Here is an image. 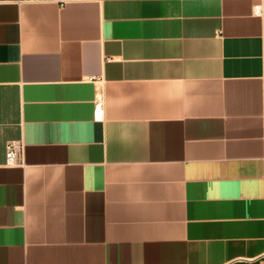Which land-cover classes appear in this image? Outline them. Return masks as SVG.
I'll return each mask as SVG.
<instances>
[{"label":"crops","instance_id":"0c3cea01","mask_svg":"<svg viewBox=\"0 0 264 264\" xmlns=\"http://www.w3.org/2000/svg\"><path fill=\"white\" fill-rule=\"evenodd\" d=\"M0 264H264V0H0Z\"/></svg>","mask_w":264,"mask_h":264},{"label":"built area","instance_id":"2783aa9c","mask_svg":"<svg viewBox=\"0 0 264 264\" xmlns=\"http://www.w3.org/2000/svg\"><path fill=\"white\" fill-rule=\"evenodd\" d=\"M19 2H40V1H54L60 5H65L72 2L92 1V0H16ZM259 12V10H257ZM23 156V145L21 143L12 142L8 145V163L20 164Z\"/></svg>","mask_w":264,"mask_h":264}]
</instances>
